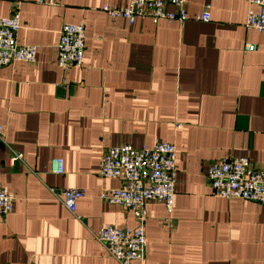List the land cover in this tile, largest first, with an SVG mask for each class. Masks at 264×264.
<instances>
[{
    "label": "crops",
    "instance_id": "obj_1",
    "mask_svg": "<svg viewBox=\"0 0 264 264\" xmlns=\"http://www.w3.org/2000/svg\"><path fill=\"white\" fill-rule=\"evenodd\" d=\"M128 2L0 0V18L20 13L19 43L38 46L34 63L0 68L1 181L16 197L0 213V264H119L95 234L138 221L101 199L122 185L100 178L102 152L157 142L176 146V193L172 211L146 204L144 264H264V204L216 197L208 178L225 157L264 168V32L245 27L247 0H187L184 22L101 9ZM65 23L85 26L81 67L58 65ZM51 188L84 190L76 215Z\"/></svg>",
    "mask_w": 264,
    "mask_h": 264
},
{
    "label": "built area",
    "instance_id": "obj_2",
    "mask_svg": "<svg viewBox=\"0 0 264 264\" xmlns=\"http://www.w3.org/2000/svg\"><path fill=\"white\" fill-rule=\"evenodd\" d=\"M55 3V0H48ZM248 10L245 27L264 32V0H247ZM168 5L175 7L168 10ZM187 0H129L126 6L117 7L104 4L102 10L112 18L123 17L134 23L138 18H148L153 23L165 19L184 22L188 20ZM257 8V9H256ZM209 21L206 10L195 17ZM21 28L20 13L0 18V68L16 63H34L37 60L38 46L22 44L18 41ZM86 46L84 24L65 23L61 29L58 44V65L63 69L81 67ZM246 49L254 51L257 46L247 43ZM180 124H178V127ZM3 126L0 123V142H3ZM20 154L13 156V160ZM177 149L170 142H157L151 148H135L124 143L107 147L102 152L99 170L100 178L119 179L122 185L116 188H102L101 199L132 211L138 221L135 229L102 226L95 234L103 243L109 255L119 264H131L133 260L145 263L147 238L145 223L148 216L146 204L161 201L172 211L176 193ZM52 171L65 172L64 160H52ZM208 178L212 194L226 199H242L264 204V168L253 166L247 155L221 158L209 166ZM53 194L62 200L69 211L76 215L77 202L85 195L79 188H51ZM15 195L3 185L0 170V213L9 214L13 210Z\"/></svg>",
    "mask_w": 264,
    "mask_h": 264
}]
</instances>
